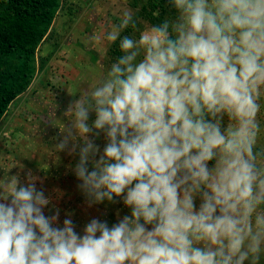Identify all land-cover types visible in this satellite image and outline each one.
Wrapping results in <instances>:
<instances>
[{"label": "clouds", "instance_id": "9594fccd", "mask_svg": "<svg viewBox=\"0 0 264 264\" xmlns=\"http://www.w3.org/2000/svg\"><path fill=\"white\" fill-rule=\"evenodd\" d=\"M168 3L175 16L138 38L121 37L137 30L131 12L111 25L122 55L68 105L54 145L78 155L89 206L122 199L130 215L81 235L70 215L45 214L30 171L0 180V264H260L264 0Z\"/></svg>", "mask_w": 264, "mask_h": 264}, {"label": "rangeland", "instance_id": "374dc122", "mask_svg": "<svg viewBox=\"0 0 264 264\" xmlns=\"http://www.w3.org/2000/svg\"><path fill=\"white\" fill-rule=\"evenodd\" d=\"M72 12L65 10L54 23V34L51 41L44 47L45 53L53 50L52 46L61 43L48 66V71L42 74L34 83L35 93H29L25 99L29 103L42 104L48 108L43 114H37L34 108L20 105L0 125V180L9 179L19 175L21 183L28 179L30 171L39 190L45 192L50 203L45 208L46 215H54L59 209V223L71 216L75 230L83 235L85 225L93 218L112 222L130 215L131 210L124 206L122 199L113 203L107 201L89 206L86 197L79 189V181L74 175L73 168L78 162V155H68L67 151L58 154L54 145L59 142L60 129L71 120L64 116L68 105L85 91H90L106 75L110 69L108 51L112 42L104 37L110 31L111 25L118 24L123 13L131 12L132 16L140 8L131 7L132 0H67ZM168 2V0H166ZM141 21V20H140ZM143 30L150 26L149 22L142 20ZM142 30V31H143ZM96 36L98 39L92 40ZM81 44V45H78ZM85 51H88L87 56ZM41 78V81H40ZM44 81V82H43ZM261 111L258 119L261 123V137L258 144L264 147V95L258 101ZM49 109H51L49 111ZM55 113V117L51 116ZM95 119L94 113L90 121ZM227 123V121H226ZM20 128L19 132L11 135L10 130ZM28 132V135H26ZM26 137V143L21 142ZM55 138V139H54ZM46 140L52 142L48 145ZM101 151L106 143L103 134L96 139ZM38 149L44 157L39 165L47 167L45 171L33 172L26 163L30 161V151L40 156ZM37 157V158H38ZM53 165L59 169V175L53 184H50ZM49 168V169H48ZM48 179V181H47ZM78 191L79 193H77ZM7 193L0 192V198ZM200 200L197 198L196 206ZM264 257V256H262Z\"/></svg>", "mask_w": 264, "mask_h": 264}, {"label": "trees", "instance_id": "16d2710c", "mask_svg": "<svg viewBox=\"0 0 264 264\" xmlns=\"http://www.w3.org/2000/svg\"><path fill=\"white\" fill-rule=\"evenodd\" d=\"M130 5L134 10L140 8L133 17L137 30L129 26L121 33V37L129 35L138 38L144 26L142 20L155 25L166 17L175 16L174 10L166 0H132ZM67 9L72 12L67 0H0V125L11 115L12 108L15 110L22 104L28 105L26 96L33 92L35 81L48 71L50 61L56 50L60 49L61 43L49 45L48 47L52 46L53 50L46 53L44 47L53 38L56 19ZM87 53L89 52L85 51L86 56ZM120 55L122 52L118 39L109 47L107 59L109 65L115 63ZM40 105L42 104L36 99L35 104L29 103L28 107H33L37 114L48 111L45 106H42L43 110H39ZM19 130L20 128L10 130L11 135ZM21 138L23 139L20 141L26 143L27 138L24 136ZM46 143L52 145L49 140H46ZM258 148L264 147L258 144ZM38 151L39 157L32 150L30 161L26 160L33 172L43 169L45 171L47 168L39 165L44 156L40 149ZM58 154L60 155L61 152ZM46 160L48 163L47 156L44 157L43 162ZM211 166L212 162H210ZM59 169L54 165L49 169V173L53 172L50 184L57 179ZM108 224L111 225L112 222ZM260 264H264V257L261 258Z\"/></svg>", "mask_w": 264, "mask_h": 264}]
</instances>
